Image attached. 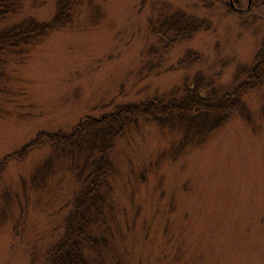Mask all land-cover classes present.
Listing matches in <instances>:
<instances>
[{"label":"rangeland","instance_id":"374dc122","mask_svg":"<svg viewBox=\"0 0 264 264\" xmlns=\"http://www.w3.org/2000/svg\"><path fill=\"white\" fill-rule=\"evenodd\" d=\"M14 1L0 31L58 18V0ZM234 1L246 10L248 0ZM178 12L211 29L164 53L158 24ZM63 18L62 28L2 60L0 264H45L83 189L48 142L23 157L24 148L121 107L180 96L196 76L220 96L240 83L229 115L210 132H190L172 108L178 117L126 126L98 196H107L106 223L90 240L99 241L100 264H264V7L241 14L229 0H75ZM187 52L197 60L180 63ZM52 158L51 176L35 189L33 175Z\"/></svg>","mask_w":264,"mask_h":264},{"label":"trees","instance_id":"16d2710c","mask_svg":"<svg viewBox=\"0 0 264 264\" xmlns=\"http://www.w3.org/2000/svg\"><path fill=\"white\" fill-rule=\"evenodd\" d=\"M73 1L75 0H58L56 5L58 18L50 24L27 20L0 31V68L6 55L18 54L19 52L25 53L28 48L38 42V40L45 38L52 30L57 29V27L62 28L64 26L62 24L64 22H62L64 20L63 17L67 14L69 15L71 2ZM261 5L264 7V0H262ZM17 9V3L14 0H0V21L15 14ZM210 29L211 27L207 21L197 20L180 12L164 16L158 24L159 37L166 42L164 53L172 49L176 44L189 42L197 34ZM186 60L194 62L197 60V55L187 52L184 60L180 61V63H184ZM249 76L254 79L256 73L254 74L253 72ZM239 78L241 76L237 78V83L240 82ZM253 82L255 81L252 80ZM191 83L185 85V90L182 93L180 92V96L171 93L168 96L158 97L137 105L121 107L115 113L98 120L88 119L82 122L69 135L60 133L49 134L42 138L38 137V140L22 150L24 157L27 152L32 151L42 144L43 141L48 142L58 157L72 162L71 170H74L83 184L82 192L74 200V205L66 220L62 240L58 245L48 250L45 264L101 263V261L100 263L98 261L97 255L99 251L96 248L99 241L90 240V232L102 219L104 221L102 220L101 225L106 223V216L104 215L107 211L106 203L108 201L103 202V200L107 196L106 194H104V198L103 196L101 198L98 196L102 192L111 171L110 162L108 161L111 145L114 138L117 135H121L126 126L132 125L134 121L143 116L146 118L151 116L158 118L163 116H167V118L178 117L177 115L172 116L174 115L173 111H178L181 117L188 121L185 124L190 130L193 128L190 132L198 133V130L203 129L204 126L206 131L209 129L210 132L213 127L218 125L224 115H229V104L236 101L239 95L237 90L240 89V83L238 84V89L235 92L232 91V95L229 96L226 94L217 95V92L211 88V82V84L208 83L204 87L203 83L207 82L200 76H196L194 82ZM205 90H208V95L204 94ZM163 108L167 111L164 115L160 111ZM171 108L172 112L169 111ZM22 153L15 156L19 157ZM7 159H4L2 164H0V172H2V167L6 164ZM54 165L53 158L44 162L35 176L33 175L30 184L35 189L44 187L48 177L52 174ZM85 249L90 251V253H93L94 250L97 261L95 259L94 261H89ZM90 255L93 258L92 254Z\"/></svg>","mask_w":264,"mask_h":264},{"label":"flooded vegetation","instance_id":"af4514ba","mask_svg":"<svg viewBox=\"0 0 264 264\" xmlns=\"http://www.w3.org/2000/svg\"><path fill=\"white\" fill-rule=\"evenodd\" d=\"M230 1V0H229ZM232 2H233V5H234V7H235V1L234 0H232ZM262 4V0H248V2H247V8H246V10H243V9H236L235 8V10L236 11H238V12H240L241 14L243 13V14H245V13H247V12H249L253 7H257V6H262L261 5ZM233 7V8H234ZM263 7V6H262Z\"/></svg>","mask_w":264,"mask_h":264},{"label":"water","instance_id":"95a60500","mask_svg":"<svg viewBox=\"0 0 264 264\" xmlns=\"http://www.w3.org/2000/svg\"><path fill=\"white\" fill-rule=\"evenodd\" d=\"M230 5L232 8L234 7L232 0H230Z\"/></svg>","mask_w":264,"mask_h":264}]
</instances>
